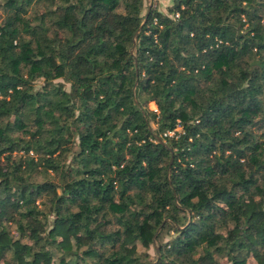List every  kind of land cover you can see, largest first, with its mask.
Wrapping results in <instances>:
<instances>
[{"label": "trees", "instance_id": "16d2710c", "mask_svg": "<svg viewBox=\"0 0 264 264\" xmlns=\"http://www.w3.org/2000/svg\"><path fill=\"white\" fill-rule=\"evenodd\" d=\"M146 1L0 0V264H264V0Z\"/></svg>", "mask_w": 264, "mask_h": 264}, {"label": "rangeland", "instance_id": "374dc122", "mask_svg": "<svg viewBox=\"0 0 264 264\" xmlns=\"http://www.w3.org/2000/svg\"><path fill=\"white\" fill-rule=\"evenodd\" d=\"M171 0H147L146 4H153V5H157L158 8H160L161 10L165 11L166 7L170 4ZM144 11H146V8L144 9ZM68 86V84H67ZM151 107H155L154 104L151 102L150 103ZM149 252L152 254V248L149 249ZM252 259H250L251 261Z\"/></svg>", "mask_w": 264, "mask_h": 264}, {"label": "built area", "instance_id": "2783aa9c", "mask_svg": "<svg viewBox=\"0 0 264 264\" xmlns=\"http://www.w3.org/2000/svg\"><path fill=\"white\" fill-rule=\"evenodd\" d=\"M172 133H173L172 130H168V131L164 132V134H172Z\"/></svg>", "mask_w": 264, "mask_h": 264}]
</instances>
